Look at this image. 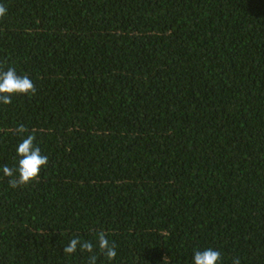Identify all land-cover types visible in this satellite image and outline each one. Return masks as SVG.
<instances>
[{
    "label": "trees",
    "instance_id": "16d2710c",
    "mask_svg": "<svg viewBox=\"0 0 264 264\" xmlns=\"http://www.w3.org/2000/svg\"><path fill=\"white\" fill-rule=\"evenodd\" d=\"M0 264H264V0H0ZM23 124L48 157L12 189ZM29 133H24L23 137Z\"/></svg>",
    "mask_w": 264,
    "mask_h": 264
},
{
    "label": "clouds",
    "instance_id": "9594fccd",
    "mask_svg": "<svg viewBox=\"0 0 264 264\" xmlns=\"http://www.w3.org/2000/svg\"><path fill=\"white\" fill-rule=\"evenodd\" d=\"M6 12V8L0 5V18L4 17ZM29 94H36L35 85L29 76L17 74L16 69L12 67L0 71V104H11L13 95ZM15 133L22 136V142L16 148L17 165L15 167L4 165L2 168L3 176L8 178L7 182L12 189L38 182L41 169L48 164V157L42 155L40 148L34 144L35 134L30 133L23 124L16 127ZM24 133H29L26 138L23 137ZM78 249L82 253L90 254L88 264H96L98 255H103L109 262L117 255L115 242H109L105 231L98 232L96 245L88 240L82 241L79 237L71 238L67 245L63 246V254L71 256L77 253ZM192 264H222L221 253L212 248L195 250ZM233 264H241L240 259L234 257Z\"/></svg>",
    "mask_w": 264,
    "mask_h": 264
}]
</instances>
